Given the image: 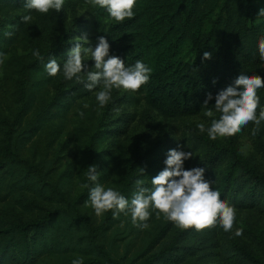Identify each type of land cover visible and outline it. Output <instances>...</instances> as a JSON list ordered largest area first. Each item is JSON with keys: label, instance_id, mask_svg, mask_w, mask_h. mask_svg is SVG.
Masks as SVG:
<instances>
[{"label": "trees", "instance_id": "1", "mask_svg": "<svg viewBox=\"0 0 264 264\" xmlns=\"http://www.w3.org/2000/svg\"><path fill=\"white\" fill-rule=\"evenodd\" d=\"M69 1L91 9L88 26L81 30L91 35L89 47L104 36L110 55L126 66L141 60L152 69L138 91L147 109L161 118L177 120L209 109L217 113L214 99L203 105L207 93L214 97L240 73L264 79L258 49L264 39V16L258 15L264 0H136L133 17L119 22L88 0H64ZM25 3L0 0L2 12H13L0 18V264H72L78 257L82 264H264V122L246 151L240 132L215 140L183 135L187 150L174 139L146 150L138 142L119 169L126 153L112 138L123 136L135 116L123 115L113 129L94 126L90 90L63 75L67 54L60 51L67 48L68 37L70 49L77 37L64 31L63 9L42 14ZM25 15L32 20L22 22ZM35 50L42 58L33 55ZM204 52L211 58L203 59ZM51 58L61 66L56 76L45 70ZM80 75L87 82L85 72ZM257 95L259 115L264 88ZM138 123L144 126L139 139L144 142L161 125L148 111L139 114ZM41 138L47 141L44 153ZM72 145L82 151L67 160L62 154ZM178 145L193 155L203 150L193 163V156L184 162L185 170L204 168L205 180L220 199L250 214L237 227L243 229L241 236L234 232L230 241H222L219 221L199 231L180 228L155 209L147 221L138 222L147 228L134 225L128 210L116 217L114 210L95 214L89 193L96 183L131 201L135 181L143 179V186L152 189L151 179ZM158 162L164 166L154 167ZM93 164L100 173L96 182L87 179Z\"/></svg>", "mask_w": 264, "mask_h": 264}, {"label": "clouds", "instance_id": "2", "mask_svg": "<svg viewBox=\"0 0 264 264\" xmlns=\"http://www.w3.org/2000/svg\"><path fill=\"white\" fill-rule=\"evenodd\" d=\"M88 2L93 6L106 8L110 18L118 22L132 18L136 4V0H88ZM63 4L64 0H26L25 7L47 14L52 9L59 12ZM258 15L264 16V8L259 9ZM31 20V15L22 17V22L27 23ZM78 40L87 43L86 36L78 37ZM109 49V42L104 36L98 37L94 49L76 42L63 63L65 79L75 78L78 82L84 83L88 90L101 86V90L96 94V100L101 107L110 101L114 88L135 92L149 81L152 72V69L141 60H137L134 66H126L121 58L110 55ZM258 49L261 59H264V39L259 41ZM89 54L94 61L95 70L87 71V82H84L80 74L86 68L84 57ZM33 55L38 59L42 58L39 50H35ZM210 58L209 52L203 53V59ZM45 70L50 76H56L61 66L55 58H51L45 65ZM260 88H264V79L261 76L240 73L232 85L218 91L214 97L211 93H207L203 105L206 107L209 101L214 99L215 112L220 115L218 119H212L207 128L204 122L198 123L199 132L207 131L209 138L215 140L218 136H233L251 122L255 125L252 135H256L260 130L261 122H264V110L257 115L260 99L257 90ZM80 115L83 116V112ZM205 115L213 117L214 112L209 109ZM180 149L181 146L178 145L176 149L167 152L165 167L151 179L152 189L143 186L145 183L143 179L135 181L137 191L131 201L113 187L105 188L96 183L89 193L95 214L100 216L109 210H114L113 216L116 217L119 213L128 210L134 225L147 228V223L138 224V222L147 221L151 215L150 209H155L180 228H195L199 231L212 227L219 221L225 232L231 231L235 220L234 207L220 199L219 191L211 189V182L204 178V168L194 167L185 170L184 162L193 154L191 151ZM139 170L144 174L143 168ZM99 175L97 165H90L87 179L96 182ZM242 233V228H237L235 231L236 236H241ZM72 264H82V258L74 259Z\"/></svg>", "mask_w": 264, "mask_h": 264}, {"label": "rangeland", "instance_id": "3", "mask_svg": "<svg viewBox=\"0 0 264 264\" xmlns=\"http://www.w3.org/2000/svg\"><path fill=\"white\" fill-rule=\"evenodd\" d=\"M66 20H65V27L64 31L70 30V34L72 36H77L74 41L75 42H82L81 44L85 47H89L88 44L90 42V33L89 31L82 32L81 30L88 26L87 21L90 18L91 9L88 6V4L80 3V2H73L69 1L68 3L64 2L62 7ZM13 15V12L11 11H5L2 12L0 9V18H9ZM82 34L80 37L86 36L87 43L82 40H78V34ZM70 42L71 39L68 37L66 44L67 48L62 49L60 51L61 55L62 53L67 54L70 51ZM65 50V51H64ZM84 63L86 64V68L84 70L85 76L87 71L95 70L94 69V61L91 60V56L86 55L84 57ZM1 76V75H0ZM2 89V88H0ZM101 90V86H97L96 88L90 90L89 97L90 101H92L93 108L95 109V121L94 126L100 124L104 125V128L106 130L113 129L112 123L117 120L118 118H121L123 115L126 114H133L135 116V122L131 123L127 129L126 133L123 136H115L113 137V141L116 142V144H121L123 149L125 150V157L122 161V158L120 157V162L118 164L119 169H123L124 165L129 161L127 158H129L130 153H132V150L134 148V145H138V142L140 143L139 146H141L143 149H151L152 147L156 146L158 142L166 141L167 139H174L175 141L179 142V144H182L183 147L187 150L188 144L187 142H183V135L185 137H189L190 135L195 136H205L208 137L207 131L204 133L199 132L197 128V124L200 122H204L206 128L210 126L212 119H218V112L214 113L213 117H207L205 113H200L193 117H186L181 119H165L161 118L160 116H157L156 113L153 111H150L147 109L146 105L144 104L142 98L143 94L140 93L138 90L135 92L124 90L123 88L116 89L114 88L111 93L110 101L104 105L100 106L98 101L96 100V94L98 91ZM54 89H52V92ZM0 93H2V90H0ZM142 111H148V113L155 118L156 121L160 122V127L157 129L155 135H153L149 141L144 142L143 139L139 140L140 137L143 134L144 126L138 123L139 114ZM72 114L69 116L71 117ZM255 125L253 123H249L247 126L243 127L240 131L239 136V143L243 147V150H249L252 147L253 140L255 138V135H252V129ZM40 145V152L44 153L47 149V141L44 138H41L39 141ZM56 147V145L54 146ZM184 150V149H183ZM184 150V151H186ZM82 151V148L80 145H77L75 147L72 145L68 152H64L62 156H67L66 159L68 160L72 156H78L80 155ZM51 153H54L51 151ZM203 153V150H200L198 153L194 154L193 157L190 159L192 163L201 157ZM67 154V155H66ZM164 165L160 162L155 163L154 167L162 168ZM81 189L80 183L77 181L75 185V190L79 191ZM250 218L249 213L245 212H236L235 211V220L233 224V228L229 232H225L223 228L221 227L219 229V237L222 241L228 242L232 239L233 233L237 229L239 224H242L244 222H247Z\"/></svg>", "mask_w": 264, "mask_h": 264}]
</instances>
